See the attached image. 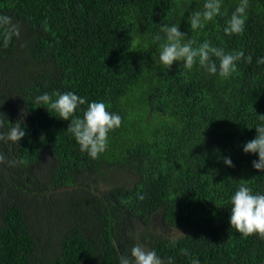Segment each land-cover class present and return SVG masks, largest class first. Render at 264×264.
I'll use <instances>...</instances> for the list:
<instances>
[{
  "label": "trees",
  "instance_id": "1",
  "mask_svg": "<svg viewBox=\"0 0 264 264\" xmlns=\"http://www.w3.org/2000/svg\"><path fill=\"white\" fill-rule=\"evenodd\" d=\"M240 2L222 0L221 15L192 32L205 0H0L21 31L6 49L0 40V113L26 130L0 142V264H119L136 244L164 264H264V240L229 222L241 180L264 194L258 154L243 151L264 124V0H249L243 33L228 36ZM163 25L252 63L227 78L198 60L186 74L182 62L167 69L155 63ZM67 91L122 118L97 159L66 132L70 121L35 103ZM163 229L181 234L175 247Z\"/></svg>",
  "mask_w": 264,
  "mask_h": 264
},
{
  "label": "clouds",
  "instance_id": "2",
  "mask_svg": "<svg viewBox=\"0 0 264 264\" xmlns=\"http://www.w3.org/2000/svg\"><path fill=\"white\" fill-rule=\"evenodd\" d=\"M222 6V0H205L203 9L194 11L188 20L191 31L196 32L206 23L214 21L221 15ZM248 7L249 0H241L226 23L224 28L226 35L243 33ZM160 30L165 34L166 39L160 45L159 58L155 63L167 69L171 68L174 62H182V68L186 74L193 69L198 60L200 67L209 74L218 73L220 77L227 78L237 71L238 62L244 60L248 64L252 63V56L245 57L243 50L226 53L222 48L210 46L208 41L198 47H193L196 41L194 39L185 40L186 36L180 31V26L163 25ZM20 36V25L14 22L12 17L0 14V40H2L3 48H8L12 40L19 39ZM154 39L159 41L161 37L157 35ZM212 57L219 60L218 66ZM257 64L264 65V57L258 59ZM35 103L44 105L50 113L54 111L59 119L70 121L66 132L75 139L79 150L87 153L92 159H97L107 150L109 133L118 129L122 124L121 116L110 112L104 102L89 103L86 98L71 91L44 93L35 97ZM82 105H87V107L81 117L75 113ZM258 116L261 121H264V115ZM23 122L22 117L15 124H11L7 117L0 113V142L18 144L26 135V130L21 127ZM255 129L257 136L243 145V151L245 154H258L259 159L254 160L252 166L255 170L264 172V124L258 125ZM5 160L3 152H0V163ZM223 162L228 167H234L231 158L226 157ZM230 203L231 228L245 238L257 235L264 240V194L254 193L248 186V181L241 180ZM169 243L175 247L177 241L173 238ZM181 254L189 255L186 249H181ZM118 259L119 264H164L155 251L146 249L140 244L134 245L129 253L120 255ZM168 264H173L171 259ZM190 264H199V260L191 259Z\"/></svg>",
  "mask_w": 264,
  "mask_h": 264
},
{
  "label": "rangeland",
  "instance_id": "3",
  "mask_svg": "<svg viewBox=\"0 0 264 264\" xmlns=\"http://www.w3.org/2000/svg\"><path fill=\"white\" fill-rule=\"evenodd\" d=\"M49 160H51V159L49 158ZM100 188H102V190H104L106 188V186L103 184L102 186H100ZM163 230H165L167 232V234H169L172 238H177V237L181 236V234L178 233L177 231H172L170 229H163Z\"/></svg>",
  "mask_w": 264,
  "mask_h": 264
},
{
  "label": "water",
  "instance_id": "4",
  "mask_svg": "<svg viewBox=\"0 0 264 264\" xmlns=\"http://www.w3.org/2000/svg\"><path fill=\"white\" fill-rule=\"evenodd\" d=\"M46 157L50 158L49 156H46ZM77 187H78L77 185H75V186H71V187H64V188L59 189V190L56 191V192H65V191H68V190H74V189H76Z\"/></svg>",
  "mask_w": 264,
  "mask_h": 264
},
{
  "label": "flooded vegetation",
  "instance_id": "5",
  "mask_svg": "<svg viewBox=\"0 0 264 264\" xmlns=\"http://www.w3.org/2000/svg\"><path fill=\"white\" fill-rule=\"evenodd\" d=\"M38 171H39V170H38ZM38 171H37V172H38ZM41 172H42V171H40L39 173L41 174ZM74 186H75V185H74ZM77 186H78V185H77ZM69 187H71V186H69ZM56 191H58V190H56ZM56 193H61V192H56Z\"/></svg>",
  "mask_w": 264,
  "mask_h": 264
}]
</instances>
